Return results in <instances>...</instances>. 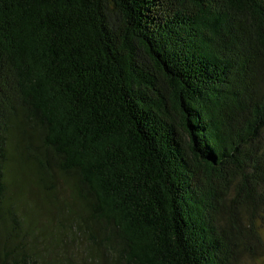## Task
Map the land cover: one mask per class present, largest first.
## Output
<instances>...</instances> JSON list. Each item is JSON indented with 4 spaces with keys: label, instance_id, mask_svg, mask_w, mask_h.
Listing matches in <instances>:
<instances>
[{
    "label": "trees",
    "instance_id": "16d2710c",
    "mask_svg": "<svg viewBox=\"0 0 264 264\" xmlns=\"http://www.w3.org/2000/svg\"><path fill=\"white\" fill-rule=\"evenodd\" d=\"M260 231L264 0H0V264H240Z\"/></svg>",
    "mask_w": 264,
    "mask_h": 264
},
{
    "label": "rangeland",
    "instance_id": "374dc122",
    "mask_svg": "<svg viewBox=\"0 0 264 264\" xmlns=\"http://www.w3.org/2000/svg\"><path fill=\"white\" fill-rule=\"evenodd\" d=\"M247 241L245 248L248 252L241 254L240 264H264V231H260V235L254 239L249 237Z\"/></svg>",
    "mask_w": 264,
    "mask_h": 264
}]
</instances>
